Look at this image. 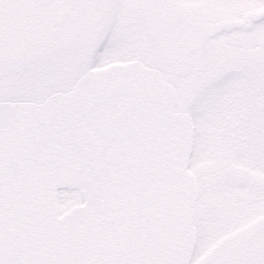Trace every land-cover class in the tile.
<instances>
[{
    "label": "snow or ice",
    "instance_id": "snow-or-ice-1",
    "mask_svg": "<svg viewBox=\"0 0 264 264\" xmlns=\"http://www.w3.org/2000/svg\"><path fill=\"white\" fill-rule=\"evenodd\" d=\"M0 264H264V0H0Z\"/></svg>",
    "mask_w": 264,
    "mask_h": 264
}]
</instances>
